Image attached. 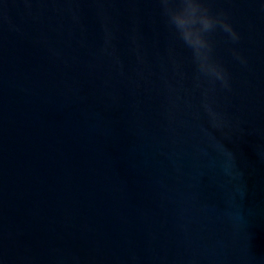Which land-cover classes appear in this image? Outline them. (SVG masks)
I'll list each match as a JSON object with an SVG mask.
<instances>
[{
	"label": "water",
	"instance_id": "95a60500",
	"mask_svg": "<svg viewBox=\"0 0 264 264\" xmlns=\"http://www.w3.org/2000/svg\"><path fill=\"white\" fill-rule=\"evenodd\" d=\"M207 4L228 87L156 0H0V264H264V0Z\"/></svg>",
	"mask_w": 264,
	"mask_h": 264
},
{
	"label": "clouds",
	"instance_id": "9594fccd",
	"mask_svg": "<svg viewBox=\"0 0 264 264\" xmlns=\"http://www.w3.org/2000/svg\"><path fill=\"white\" fill-rule=\"evenodd\" d=\"M164 23L173 36L190 50L192 61L196 67L194 77L197 86L201 78L209 82L219 81L223 87H228L227 73L223 66L213 56L212 34L218 29L227 34L232 42L239 40L223 11L213 13L207 0H156ZM238 58L239 54L233 50ZM205 112L214 128H221L223 121L218 113L206 102L207 90L203 93Z\"/></svg>",
	"mask_w": 264,
	"mask_h": 264
}]
</instances>
